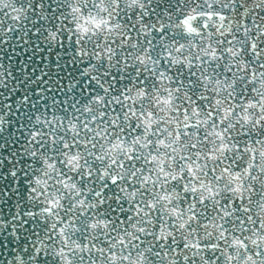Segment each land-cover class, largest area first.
<instances>
[{
  "label": "snow or ice",
  "instance_id": "obj_1",
  "mask_svg": "<svg viewBox=\"0 0 264 264\" xmlns=\"http://www.w3.org/2000/svg\"><path fill=\"white\" fill-rule=\"evenodd\" d=\"M0 264H264V0H0Z\"/></svg>",
  "mask_w": 264,
  "mask_h": 264
}]
</instances>
